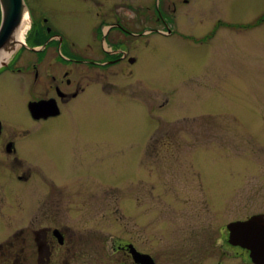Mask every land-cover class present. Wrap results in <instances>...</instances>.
<instances>
[{"label": "rangeland", "instance_id": "1", "mask_svg": "<svg viewBox=\"0 0 264 264\" xmlns=\"http://www.w3.org/2000/svg\"><path fill=\"white\" fill-rule=\"evenodd\" d=\"M25 1L34 18L48 13L69 38L88 37L82 0ZM177 16L176 34H153L134 73L116 76V104L105 97L99 111L56 120L44 141L72 169L59 180L116 187L103 194L101 227L134 231L162 264L181 253L189 264H255L228 244L227 226L264 214V0H193ZM80 134L82 169L70 154ZM164 135L169 145L156 141ZM19 187L0 173V197ZM19 224L0 212V241Z\"/></svg>", "mask_w": 264, "mask_h": 264}, {"label": "flooded vegetation", "instance_id": "2", "mask_svg": "<svg viewBox=\"0 0 264 264\" xmlns=\"http://www.w3.org/2000/svg\"><path fill=\"white\" fill-rule=\"evenodd\" d=\"M82 1L86 8L81 14L90 27L87 38H69L48 13L30 14L19 45L0 62V173L21 185L16 198L0 197L6 222L17 216L20 223L0 241V264H162L134 231L122 236L101 227L109 220L99 214L106 205L103 194L116 187L98 180L86 184L82 177L73 183L59 180V174L72 169H62L44 140L56 120L99 111L105 97L116 104V76L134 73L132 66L153 34H176L178 8L193 0ZM2 12L0 3V27ZM216 29L196 43L209 44ZM74 137L80 141L72 143L71 160L81 164L73 168L82 169L88 142L82 134ZM163 138L165 145L172 142L165 135L156 141ZM152 146L153 141L148 149ZM98 150L96 144V154ZM5 206L10 209L3 213ZM228 244L244 254L249 251L230 243L229 237ZM183 255L173 262L189 264ZM211 264L226 263L221 257Z\"/></svg>", "mask_w": 264, "mask_h": 264}, {"label": "water", "instance_id": "3", "mask_svg": "<svg viewBox=\"0 0 264 264\" xmlns=\"http://www.w3.org/2000/svg\"><path fill=\"white\" fill-rule=\"evenodd\" d=\"M0 3L3 11L0 27L1 62L19 45L27 20L31 22V15L25 0H0ZM227 228L230 231V243L249 250L253 263L264 264V214L233 221Z\"/></svg>", "mask_w": 264, "mask_h": 264}, {"label": "bare ground", "instance_id": "4", "mask_svg": "<svg viewBox=\"0 0 264 264\" xmlns=\"http://www.w3.org/2000/svg\"><path fill=\"white\" fill-rule=\"evenodd\" d=\"M28 23H29V21L27 20V25H28ZM25 24H26V23H25ZM25 24H24V25H25ZM24 25H23V27H24ZM27 25L25 26V29L27 28ZM25 29H24V30H25Z\"/></svg>", "mask_w": 264, "mask_h": 264}]
</instances>
